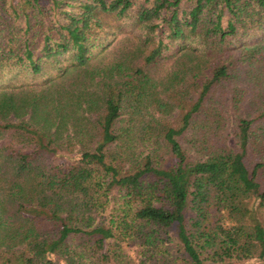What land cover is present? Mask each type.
<instances>
[{
	"label": "trees",
	"instance_id": "trees-1",
	"mask_svg": "<svg viewBox=\"0 0 264 264\" xmlns=\"http://www.w3.org/2000/svg\"><path fill=\"white\" fill-rule=\"evenodd\" d=\"M123 31L139 43L109 61ZM67 55L43 86L0 89V142L11 138L0 144V264H136L131 241L150 264L264 263V164L245 161L253 122L240 120L234 151L215 97L229 85L239 107L251 83L264 118V0H0V78ZM167 61L171 83L156 79ZM125 109L182 110L160 131L166 157L111 151L130 138L117 127Z\"/></svg>",
	"mask_w": 264,
	"mask_h": 264
},
{
	"label": "rangeland",
	"instance_id": "rangeland-1",
	"mask_svg": "<svg viewBox=\"0 0 264 264\" xmlns=\"http://www.w3.org/2000/svg\"><path fill=\"white\" fill-rule=\"evenodd\" d=\"M110 21V20H109ZM139 43L138 33L132 31H123L117 33L114 37H112L111 46L108 48L109 61L115 58L116 53H120L121 51H125V49L130 50L131 48H135ZM188 57H193L188 56ZM201 59L194 60L193 64H198ZM167 61L160 68V70L156 74V79L159 81H167L171 83V75L175 68ZM71 64V57L69 55L64 56L60 59L59 65L47 64L44 68V71L39 75H31L30 73H21L18 76H10L5 77L2 76L0 78V89L7 90H15L21 86H26L28 88H39L46 84L48 81L54 79L60 74V71L63 70L67 65ZM60 67L62 69L60 70ZM64 67V68H63ZM177 84L178 81H173ZM245 84V88L248 90L246 97L243 99L241 105L239 107H235L232 98H233V88L229 85L223 86L215 93V97L220 101V104L224 105L225 111V122H224V133L226 135L227 142L229 146L236 152L240 151V147L236 138V133L238 132V127L241 119H249L253 122L252 130L253 133L251 135V143L248 148V153L246 155L245 161L250 169H252L256 163L264 164V118L261 116L256 109L260 105V101L255 99V95L253 96V91L251 90V83ZM183 84H179L177 88H174V91L180 90ZM161 88V87H160ZM159 88V89H160ZM258 90H256L257 93ZM195 94L192 96H188L185 99L191 103L195 99ZM153 112V111H152ZM263 112V111H262ZM153 115V116H152ZM182 118V110L174 109L171 114H161L154 113L153 114H143V115H132L129 109L123 110V115L120 118V121L117 125L118 128H126L130 131L129 140L121 142L118 146L114 145L111 147V151L114 150H125L128 147L133 150L136 159H143L150 152H155L157 149L159 150V156L166 157L165 148L162 147L165 145L163 134H160L163 125L169 126H180ZM143 124V125H142ZM152 125L151 130L147 135H145V125ZM258 137V138H257ZM197 139L196 134L192 132H187L182 138H180L182 145L186 149H191L194 140ZM260 140V141H259ZM263 140V141H262ZM10 143L11 138L6 136L1 145L4 143ZM16 148H24L25 151H28V148H25L22 144L14 145ZM79 148H77L76 152ZM193 155V154H192ZM44 161L50 165H58L59 159L58 157H52L50 155L44 156ZM131 167V161H125L124 171L129 170ZM263 179H261L262 184L264 185V172L262 174ZM117 198L120 197L117 193ZM116 201V200H115ZM115 201L111 207L107 210V213L101 212L95 213L94 216L98 221L109 219L110 215L114 210L112 208L116 205ZM172 235V234H170ZM124 253L131 260L135 261L136 264H141V262L146 261L145 264H150L149 260L144 258L143 256V248L138 241H131L127 244H124ZM252 264V263H251ZM257 264V263H254ZM264 264V263H258Z\"/></svg>",
	"mask_w": 264,
	"mask_h": 264
}]
</instances>
